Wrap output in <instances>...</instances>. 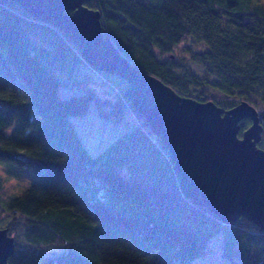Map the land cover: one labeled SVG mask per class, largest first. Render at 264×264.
<instances>
[{
    "label": "trees",
    "instance_id": "trees-1",
    "mask_svg": "<svg viewBox=\"0 0 264 264\" xmlns=\"http://www.w3.org/2000/svg\"><path fill=\"white\" fill-rule=\"evenodd\" d=\"M87 6L101 12L104 35L127 58L180 93L199 86L256 108L252 98L264 103L263 1L90 0ZM190 37L206 49L186 45L182 59L191 65L185 66L173 57ZM84 66L96 70L59 28L0 0V160L38 175L10 200L2 199L0 180L2 228L16 240L9 264H186L216 234L232 264H264L257 225L244 216L224 223L182 193L169 149L125 96L129 82L100 70L104 82H96ZM68 82L83 83L84 91L62 96L59 87ZM240 100L215 99L225 109ZM92 101L101 115L130 108L137 118L98 154L70 119ZM241 123L242 137L252 121ZM258 146L264 149V133Z\"/></svg>",
    "mask_w": 264,
    "mask_h": 264
},
{
    "label": "water",
    "instance_id": "water-1",
    "mask_svg": "<svg viewBox=\"0 0 264 264\" xmlns=\"http://www.w3.org/2000/svg\"><path fill=\"white\" fill-rule=\"evenodd\" d=\"M36 19L59 28L94 69L130 86L125 96L170 151L182 193L224 223L244 216L264 232V121L248 101L225 109L216 101L182 97L159 77L143 72L103 33L90 0H12ZM72 11V13H67ZM251 125L239 135L241 122ZM264 119V114H263ZM15 237L0 229V264H9Z\"/></svg>",
    "mask_w": 264,
    "mask_h": 264
},
{
    "label": "rangeland",
    "instance_id": "rangeland-1",
    "mask_svg": "<svg viewBox=\"0 0 264 264\" xmlns=\"http://www.w3.org/2000/svg\"><path fill=\"white\" fill-rule=\"evenodd\" d=\"M264 2V0H261ZM72 12V11H69ZM68 13V11H67ZM186 45H191L194 51H202L203 48L206 49V45L202 42H198L193 37L183 40L177 47L175 57L173 59L177 62L184 64L185 66L191 65L190 62L187 63V60L182 59V56H185V51L183 50ZM187 63V64H185ZM194 68H197L196 65L192 64ZM91 72L93 74L94 80L96 82H104V75L98 70H92L89 66H84L82 72ZM93 84V83H92ZM97 91L101 97H105L106 92L104 90V85L99 83ZM172 87V86H171ZM179 93L180 96H190V98H196L203 101H209L215 99L229 98L230 100H240V97L237 96H228L225 97L224 94L219 93L216 90H212L211 93H207L203 90L202 87H196L200 91H190L188 94L180 93L176 88L172 87ZM84 91L83 83H63L59 87V92L62 96H70L73 94H79ZM116 90L112 89L113 99L115 96ZM242 101H248L246 99H241ZM253 102L257 101L258 107L257 110L261 114L264 112V103L260 102L257 98H252ZM238 103V104H239ZM250 103V102H249ZM250 104L253 105L251 102ZM237 105V104H236ZM235 105V106H236ZM255 105V104H254ZM106 110L110 111L111 106H106ZM229 109V108H228ZM71 121L77 127L78 133L85 143V145L94 153H100L108 144L114 141L120 134L125 131L130 130L135 126L137 118L133 111L130 108H125L122 115L115 116L114 112L111 111V115H101L100 107L96 101H92V104L87 112L82 114H71ZM264 133V132H263ZM176 170V167L174 165ZM176 173L178 174L177 170ZM38 177L37 173L32 167H27L24 169L19 168L16 164L7 161L0 160V180L3 184V190L1 197L4 200H10L14 195L27 188L36 178ZM179 178V176H178ZM209 209V208H208ZM7 217V212H4L0 216V228L3 226V221ZM186 264H232L228 261L223 255V245L221 234H216L209 241L208 247L204 254L196 258L193 262Z\"/></svg>",
    "mask_w": 264,
    "mask_h": 264
}]
</instances>
